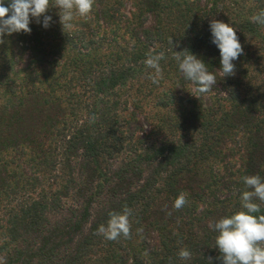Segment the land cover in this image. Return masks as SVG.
I'll list each match as a JSON object with an SVG mask.
<instances>
[{
  "label": "trees",
  "instance_id": "trees-1",
  "mask_svg": "<svg viewBox=\"0 0 264 264\" xmlns=\"http://www.w3.org/2000/svg\"><path fill=\"white\" fill-rule=\"evenodd\" d=\"M261 9L264 0H94L89 18H74L71 29L50 7L48 28L32 21L30 33L5 36L0 261L222 264L209 225L241 210L240 194L251 190L242 177L264 178V86L252 75L264 71V25L251 21ZM212 19L233 26L243 48L230 76L219 69ZM184 49L217 79L194 98L179 96L195 89L174 59ZM159 52L162 76L153 84L144 61ZM239 133L236 158L228 139ZM181 193L186 203L176 209ZM125 206L129 236L98 233ZM183 247L187 261L177 255Z\"/></svg>",
  "mask_w": 264,
  "mask_h": 264
},
{
  "label": "clouds",
  "instance_id": "clouds-1",
  "mask_svg": "<svg viewBox=\"0 0 264 264\" xmlns=\"http://www.w3.org/2000/svg\"><path fill=\"white\" fill-rule=\"evenodd\" d=\"M93 2L94 0H55V5L51 6V0H0V42L12 33H30L29 25L32 21L48 28L52 17L45 13L50 7L58 9L62 30L71 29L76 16H89ZM251 21L264 25V9L253 15ZM209 31L211 43L219 51L220 72L223 77L230 76L234 72L233 61L243 54L236 30L229 23L212 19L209 21ZM170 43L172 44L171 38ZM173 53L179 72L186 81L195 85L196 93H207L216 85V75L209 71L208 64L199 56L187 49ZM163 58V52L149 53L144 61L153 70L149 74L153 84L159 83L162 76L160 61ZM242 181L251 190L240 194L241 210L220 217L209 225L216 233L214 247L220 253L222 264H264V214L261 213L264 178L246 175L242 177ZM185 203V195L181 193L175 198L173 207L179 209ZM130 215L131 210L126 206L121 212H110L106 224L98 227V233L108 240H115L121 235L127 238L130 233ZM142 231V228L137 229L138 233ZM177 255L187 261L192 253L183 247L178 250Z\"/></svg>",
  "mask_w": 264,
  "mask_h": 264
},
{
  "label": "rangeland",
  "instance_id": "rangeland-1",
  "mask_svg": "<svg viewBox=\"0 0 264 264\" xmlns=\"http://www.w3.org/2000/svg\"><path fill=\"white\" fill-rule=\"evenodd\" d=\"M125 7V9L126 10H132L128 5L127 6H124ZM125 12H127V11H125ZM91 13H92V9H91V12H90V14H89V16L91 15ZM87 18H89L88 16L87 17H79V16H76L75 17V19L76 20H83V22H84V20H86ZM172 29L174 28V26L173 27H171ZM12 48V46L10 45V49ZM9 56V55H8ZM215 56V54H213L212 55V58ZM15 58V57H14ZM16 59V58H15ZM23 59H25V56H23V57H21L20 59H16L17 61H14L15 62V67H14V70H16L17 68H22L23 66H24V62H23ZM263 64H264V61H263ZM263 64H261L262 65V67H263ZM252 75H254L255 77H253V80H254V83L255 84H257V85H261V84H263V86H264V71L263 70H259L258 71V73H253ZM164 86H167V87H171V86H174L171 82H166L165 84H164ZM245 86H246V84H245ZM192 95V97L194 98L195 97V95H196V92H195V90H194V87L193 86H186V87H184V88H182V90L180 91V94H179V96H180V98H185V97H187V96H191ZM197 97V96H196ZM220 97H222V98H220ZM220 97H218L219 99L218 100H220L221 101V99H225L226 97L224 96V94H222V96H220ZM206 98H207V100H208V95L206 96ZM206 100V101H207ZM215 100V99H214ZM213 100V101H214ZM205 100H204V102H206ZM1 102V101H0ZM221 103H222V101H221ZM225 104H226V106L225 107H227V102H224ZM186 107H187V102H184L183 103ZM191 104V103H190ZM146 105V104H145ZM189 107V109L191 108V106H188ZM146 109H148V110H151L149 107H146ZM175 109V108H174ZM151 111H153V110H151ZM175 111V110H174ZM175 112H178V111H175ZM154 114V112H151V113H149V116L151 115H153ZM242 133H239L238 135H235V136H230V138L228 139L229 140V142H231V141H233V143H234V146H233V144H229V143H227V144H229L228 145V148L231 146L232 148H234V151H233V156L234 157H238L239 156V149L237 148V146L235 145V143L237 142V141H242L243 139H242V135H241ZM11 154L12 153H10V152H8V153H3L2 154V159L4 160V161H6V160H9L10 159V157H11ZM236 167H237V165H236ZM213 168H216V169H221V164H219V165H214L213 166Z\"/></svg>",
  "mask_w": 264,
  "mask_h": 264
}]
</instances>
